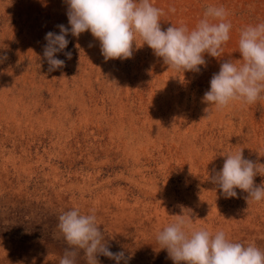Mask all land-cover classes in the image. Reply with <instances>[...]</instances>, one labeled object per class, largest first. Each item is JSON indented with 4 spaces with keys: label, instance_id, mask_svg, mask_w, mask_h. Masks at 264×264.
I'll return each instance as SVG.
<instances>
[{
    "label": "rangeland",
    "instance_id": "obj_1",
    "mask_svg": "<svg viewBox=\"0 0 264 264\" xmlns=\"http://www.w3.org/2000/svg\"><path fill=\"white\" fill-rule=\"evenodd\" d=\"M149 2L162 30H191L206 6H223L232 27L221 56L205 54L200 73L168 69L146 45L105 61L85 32L68 35L71 58L56 53L65 66L48 72L44 37L69 26L64 0H0V264H59L58 216L77 206L95 210L128 264H173L155 237L188 212L194 228L264 251V200L247 203L239 189L225 199L208 179L240 149L264 164V92L209 114L202 102L220 64L240 61L241 30L264 23V0Z\"/></svg>",
    "mask_w": 264,
    "mask_h": 264
},
{
    "label": "clouds",
    "instance_id": "obj_2",
    "mask_svg": "<svg viewBox=\"0 0 264 264\" xmlns=\"http://www.w3.org/2000/svg\"><path fill=\"white\" fill-rule=\"evenodd\" d=\"M64 3L69 26L57 25L59 34L49 31L44 37L43 59L49 66L48 72L65 66V60L56 58V53L63 52L66 58H71V52L64 51L69 44L68 35L78 38L89 32L99 42L105 61L130 59L135 50L146 45L168 69L200 73L207 66L205 54L213 58L221 56L232 27L226 21L228 13L223 6H206L203 17L191 30L185 26L162 30V10L149 0H64ZM238 48L240 61L224 60L209 81V89L202 97L207 104L206 114L212 109L222 111L235 101L252 105L264 92V23L242 29ZM222 156H225L222 168L208 176L220 195L225 199L237 198L239 189L248 194L247 203L264 200V182L260 185L254 182L257 175L264 176V164L245 158L242 149ZM173 216L174 222L155 237L159 250H166L173 264H264V251L254 242L247 245L232 242L223 230L213 235L206 229L194 228L190 212ZM56 229L54 238L65 244L59 264H76L81 254L85 264H100L101 255L116 264H128L131 258L124 251H110L94 209L84 213L77 206L62 211Z\"/></svg>",
    "mask_w": 264,
    "mask_h": 264
}]
</instances>
